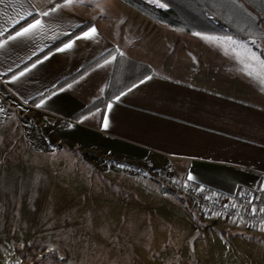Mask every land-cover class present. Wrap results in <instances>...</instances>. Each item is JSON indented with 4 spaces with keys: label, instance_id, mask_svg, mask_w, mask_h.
I'll return each instance as SVG.
<instances>
[{
    "label": "rangeland",
    "instance_id": "1",
    "mask_svg": "<svg viewBox=\"0 0 264 264\" xmlns=\"http://www.w3.org/2000/svg\"><path fill=\"white\" fill-rule=\"evenodd\" d=\"M56 1L0 3V36L29 12L40 14L43 25L0 48V264L244 263L240 252L234 255L244 248L232 241L233 222L214 215L203 219L188 201L181 204L163 195L162 169L150 171L144 162L121 165L67 143V119L86 108L91 111L87 117H98L102 92L116 76V55L39 107L30 105L45 92V77L51 74L67 78L112 50L131 61L133 50L142 51L131 46L145 43L148 25H157L121 0L71 5L63 0L43 16ZM83 23L96 27L94 39H76L70 49L4 79ZM135 35L138 40H132Z\"/></svg>",
    "mask_w": 264,
    "mask_h": 264
},
{
    "label": "crops",
    "instance_id": "2",
    "mask_svg": "<svg viewBox=\"0 0 264 264\" xmlns=\"http://www.w3.org/2000/svg\"><path fill=\"white\" fill-rule=\"evenodd\" d=\"M148 26L147 41L131 46L142 50H133L131 61L148 64L153 74L118 94L105 107L103 117L99 109L97 118L87 117L89 114L71 122L82 109L67 119L63 126L67 143L121 165L144 162L150 171L162 169L166 181H185L225 196H233L240 189L264 195V84L259 81L264 68L248 59L240 47L247 44L259 54L264 51V41L257 50L248 42L234 40L237 43L230 45L219 38L210 42L164 25ZM134 38L138 40V35ZM232 48L251 66L256 78L246 74L249 69L235 55L225 54L224 49ZM69 77H45L49 84L43 94ZM232 228V241L244 248L234 255L241 253L242 264H264V234L249 232L240 222H233Z\"/></svg>",
    "mask_w": 264,
    "mask_h": 264
},
{
    "label": "trees",
    "instance_id": "3",
    "mask_svg": "<svg viewBox=\"0 0 264 264\" xmlns=\"http://www.w3.org/2000/svg\"><path fill=\"white\" fill-rule=\"evenodd\" d=\"M121 1L149 20L189 35L200 33V36L225 40L227 37H231L236 41L248 42L257 50L258 44L264 41V31L262 29V25L264 24V0H235V2H233V0H163L167 5L166 7H159L157 4H151L144 0ZM62 3L63 0H58L46 7L45 11H52V9L61 6ZM34 19H40V15H32L18 24L0 38V44L15 36L16 32L22 30V28L26 27L29 23H32ZM90 26H92V23H86L80 26L71 34L55 42L49 48L8 74L4 79L10 80L22 72H25L33 65L59 51V49L63 48L69 41L76 40V37L82 35ZM253 40L256 41L255 44L252 43ZM259 52L261 58L264 60V53L262 51ZM115 55L117 58L116 76L110 80L109 86L102 92L104 97L99 100V109L101 110L100 116L103 117L105 107L118 94L128 90L153 74L149 66L125 59L117 55L115 50H112L96 59L73 76L64 80L52 90L32 100L30 105L37 106L41 104L55 93L61 91L65 86L101 66L111 56ZM122 83H125V85L121 86ZM119 85L121 86V91L114 98H110L113 89ZM90 112L91 111L87 108L82 110L72 117L71 122H79L82 118L91 114ZM160 191L163 195L173 197L181 204H185L186 201L192 204L190 200L183 197L181 193L175 189L161 186ZM253 207L257 208L259 211L264 210V195L259 194ZM200 216L203 219L211 218V214L207 213H200Z\"/></svg>",
    "mask_w": 264,
    "mask_h": 264
},
{
    "label": "built area",
    "instance_id": "4",
    "mask_svg": "<svg viewBox=\"0 0 264 264\" xmlns=\"http://www.w3.org/2000/svg\"><path fill=\"white\" fill-rule=\"evenodd\" d=\"M166 186L177 190L190 200L199 213L218 216L226 222L243 223L247 231L264 234V210L253 207L259 192L252 189H240L233 196H225L207 191L188 182L166 181Z\"/></svg>",
    "mask_w": 264,
    "mask_h": 264
},
{
    "label": "snow or ice",
    "instance_id": "5",
    "mask_svg": "<svg viewBox=\"0 0 264 264\" xmlns=\"http://www.w3.org/2000/svg\"><path fill=\"white\" fill-rule=\"evenodd\" d=\"M4 0H0V3H3ZM78 2H82V0H65V4L67 5H71L73 3H78ZM153 3L157 4V6L159 7H166V3L163 2V0H152ZM233 2H235V0H233ZM56 9H52V11H55ZM49 12L48 11H45L42 13L43 16H49ZM27 15H32L31 12L27 13ZM43 27L42 25V22L40 19H34V21L32 23H29L26 27H23L22 30L16 32L15 36L12 37V39H16L17 37H28L30 35H33L37 30L41 29ZM0 31H2V29H0ZM98 35V32H97V29L96 27L93 25V26H90L86 31H84L82 33V35L80 36H77L76 39H94L96 36ZM193 35H197V36H200V33H193ZM201 39H205L207 41H210V42H217V38H212V37H207V36H201ZM227 40V43H229L230 45H235L237 42L234 41L231 37H227L226 38ZM74 41H69L68 43H66L64 45L63 48L59 49L60 51H64L66 49H70L73 45ZM253 44L256 43L255 40L252 41ZM3 45L0 44V48H2ZM240 47L244 50L246 56L248 59L250 60H253L257 63L260 64V66L262 68H264V60L260 59V57L251 52L250 49H248V46L247 45H240ZM225 51V54H232V55H235L237 57V60L239 63H241L243 65L244 68H247L249 69L246 74L253 77V78H256L255 74L250 70L251 66L246 64L244 59L241 58V55L240 53L235 49V48H232V49H224ZM120 55H123V53H120ZM113 59H115V57H113ZM110 61H106V63H108ZM35 66V65H33ZM21 75H23V73H21ZM259 81L261 84H264V76H260L259 77ZM143 82V81H141ZM38 107L40 105H37ZM109 107H111V105H109ZM108 126V122H107V118L105 117V120H104V127L106 128ZM189 179H192L191 176L188 177ZM264 230V229H262Z\"/></svg>",
    "mask_w": 264,
    "mask_h": 264
}]
</instances>
